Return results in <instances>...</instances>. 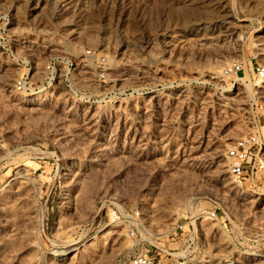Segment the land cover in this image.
I'll return each instance as SVG.
<instances>
[{
    "label": "rangeland",
    "instance_id": "obj_1",
    "mask_svg": "<svg viewBox=\"0 0 264 264\" xmlns=\"http://www.w3.org/2000/svg\"><path fill=\"white\" fill-rule=\"evenodd\" d=\"M239 61L244 79L225 76ZM258 65L264 0H0V264L180 254L190 220L200 248L175 263L264 264V186L238 184L226 154L264 105Z\"/></svg>",
    "mask_w": 264,
    "mask_h": 264
},
{
    "label": "built area",
    "instance_id": "obj_2",
    "mask_svg": "<svg viewBox=\"0 0 264 264\" xmlns=\"http://www.w3.org/2000/svg\"><path fill=\"white\" fill-rule=\"evenodd\" d=\"M98 64L99 80L105 82L108 74L106 59L102 58ZM255 70L259 78L264 80V65H258L255 67ZM223 73L225 76H231L237 80L244 79L246 69L243 62H232L225 66ZM71 74V67H67V69L59 75V78L71 91H74L70 79ZM57 77L58 72L55 67V62L49 63L46 71L48 83H55ZM23 86V81L19 80L17 82V87L21 89ZM31 86L32 75L30 71H27V90L31 89ZM254 107L252 130L236 139L227 148L226 154L229 160L228 168L238 184L242 186L251 178L250 186L253 188H262L264 182L257 181V178L259 175L260 177H264V105L255 100ZM207 213L208 217L214 220H218L220 217L217 208L210 209ZM110 216L114 221L120 222L122 220V213L118 208L112 209ZM134 220L137 222V219ZM130 234L133 238L137 237V233L133 228L130 230ZM175 237L180 238L182 247H184L181 248L180 254L173 252L174 249L165 248L161 245L143 243L140 247H137L131 255L120 259L116 264H177L175 262L191 254L192 251L189 250V247L192 246L195 250H199L200 248L198 229L195 220H190L185 224H177Z\"/></svg>",
    "mask_w": 264,
    "mask_h": 264
},
{
    "label": "bare ground",
    "instance_id": "obj_3",
    "mask_svg": "<svg viewBox=\"0 0 264 264\" xmlns=\"http://www.w3.org/2000/svg\"><path fill=\"white\" fill-rule=\"evenodd\" d=\"M69 5V4H68ZM221 71V70H220ZM264 81V80H263ZM28 167L25 165L24 167H20V169H18L17 171V177L16 178H21L24 182H27L28 180H30V175H29V171L27 169ZM15 179V178H14ZM32 184V183H31ZM2 191V188H0V192ZM115 222H118V221H115ZM115 222H112V223H115ZM73 251L72 250H68L66 252H63L62 255L65 256L66 254H68L69 252ZM61 252V251H60ZM59 253V252H58Z\"/></svg>",
    "mask_w": 264,
    "mask_h": 264
}]
</instances>
